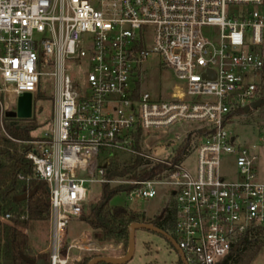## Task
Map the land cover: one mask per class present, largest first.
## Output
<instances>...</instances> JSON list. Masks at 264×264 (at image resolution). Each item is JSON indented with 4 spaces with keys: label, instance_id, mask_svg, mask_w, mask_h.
I'll return each instance as SVG.
<instances>
[{
    "label": "built area",
    "instance_id": "1",
    "mask_svg": "<svg viewBox=\"0 0 264 264\" xmlns=\"http://www.w3.org/2000/svg\"><path fill=\"white\" fill-rule=\"evenodd\" d=\"M206 29H218V38ZM153 56L177 80L169 95L143 89V67ZM262 71L264 0H0L2 130L20 126L8 117L20 98L38 94L44 82L53 90L49 130L27 155L49 187L50 264H70L72 250H94L80 242L65 247L93 185L129 187L130 201L165 190L176 212L171 236L189 264H223L263 229L259 155L229 130L263 99L255 82ZM185 125L193 129L177 136L176 151L190 135L200 138L180 162L176 153H149V134ZM117 153L128 165L141 157L162 173L112 179ZM225 161L238 179L227 180Z\"/></svg>",
    "mask_w": 264,
    "mask_h": 264
},
{
    "label": "trees",
    "instance_id": "2",
    "mask_svg": "<svg viewBox=\"0 0 264 264\" xmlns=\"http://www.w3.org/2000/svg\"><path fill=\"white\" fill-rule=\"evenodd\" d=\"M261 87H264V79ZM262 98L264 99V93ZM32 118L29 120H34V112ZM35 129L34 126H12L7 123L2 130L0 126V264H33L39 260L50 264V256L37 255L32 248L30 236L26 233L37 224L50 222L49 187L35 177L33 165L27 159V155L32 149L30 143L35 141L31 136ZM141 136L142 134L139 133L138 138ZM199 138V134L190 135L186 144L176 151L173 160L177 163L180 162L189 150L193 139ZM137 149L141 150L138 144ZM123 166L112 163L109 168L110 178L152 179L162 173L161 166L153 165L152 162L145 161L141 157L133 158L131 164H123ZM129 191L130 188L125 186L102 187L100 202L82 221L90 227L92 238L97 244L122 246L124 257L129 252V229L132 225H153L172 235L176 218L173 202L169 203L164 215L155 220L146 219L145 216L137 214L127 207L112 208L110 206V202L115 196ZM83 215H85V209ZM7 216H9L8 220ZM263 232L262 229L256 231L252 238L255 239ZM251 239L246 240L241 248L223 264H251L263 246L254 243ZM168 245L175 249L169 241ZM146 248H148L147 245ZM99 257L106 256L83 259L79 264H89ZM178 264H184L180 257Z\"/></svg>",
    "mask_w": 264,
    "mask_h": 264
},
{
    "label": "rangeland",
    "instance_id": "3",
    "mask_svg": "<svg viewBox=\"0 0 264 264\" xmlns=\"http://www.w3.org/2000/svg\"><path fill=\"white\" fill-rule=\"evenodd\" d=\"M204 32L212 38H218L220 34L218 29H206ZM159 62V57L153 56L143 67V89L151 93L154 97H158L161 94L169 95L173 87L177 84L172 70L161 66V64H158ZM263 79L264 71L257 74L255 82L262 85ZM261 89L263 94L264 87ZM52 95L53 90L49 83L46 84L44 82L38 94L33 95L34 120H20V126H34L36 128L35 131L31 133L35 141L43 138L49 130L51 114L53 113ZM14 119H16V117ZM9 122L11 123V121ZM191 129H193V126L185 125L149 134L151 140V149H149V153L158 159L173 158L176 149L179 147L176 141L177 136L184 138L186 132ZM229 130L232 136L236 138L237 144L248 149L254 146L256 147V152L260 158L258 166L259 181L264 182V144L261 142L264 136V105L257 110L252 109L249 118L239 119L238 123ZM117 155H119V157L114 159V163L120 164L122 167H124L123 164H128V158L121 156L119 153H117ZM194 161L195 157L192 163H194ZM223 173L229 181L236 178L238 179L237 168L229 161L224 162ZM89 191V201L85 206L84 218L74 220L69 225V243L77 241L84 242L91 235L90 227L82 221L90 215L92 209L100 202L102 188L100 185H93L89 187ZM169 201V195L165 190H161L159 196L151 201H142L138 199L130 201L126 194L122 193L111 200L110 206L112 208L127 207L133 212L145 216L146 219L155 220L164 215L165 209L169 206ZM49 227V223H41L37 225L38 230L33 229L31 239L34 242V246L39 245L40 247H45L47 245ZM262 230H264V228ZM91 239L96 243L93 238ZM251 241L264 246V232L255 239L252 238ZM146 245L148 248H146ZM98 246V248H94V250L89 252L83 259H91L96 256H106L114 260H122L125 258L122 253V246H115L113 244H98ZM178 260V252L168 245V241H166L164 237L150 231L138 230L135 235L134 255L127 264H178ZM252 264H264V248L260 250Z\"/></svg>",
    "mask_w": 264,
    "mask_h": 264
},
{
    "label": "water",
    "instance_id": "4",
    "mask_svg": "<svg viewBox=\"0 0 264 264\" xmlns=\"http://www.w3.org/2000/svg\"><path fill=\"white\" fill-rule=\"evenodd\" d=\"M263 105H264V99L254 103L251 108L253 110H257L260 107H262ZM249 111H250V108H247L246 112H249ZM32 116H33V97L31 94H26L25 96H23L22 98L19 99L17 112H15V113L13 112V113L8 114V117L11 119L12 118L14 119L16 117V118L21 119V120H29L32 118ZM138 230H146V231H150V232L161 235L162 237H164L166 240H168L169 242H171L173 244L176 251L178 252L179 257L183 261V263L189 264L187 262L185 256H184V254L179 249L177 243L175 242V240L172 238V236L170 234L156 228L153 225H148V224H134L130 227V229H129V233H130L129 252L124 259L114 260L113 258H110V257H99V258L92 260L89 264H127L128 262H130L131 259L133 258V255H134L135 235H136V232ZM243 243L244 242L241 241L239 243V246H242ZM33 264H46V262L44 260H39V261L33 262Z\"/></svg>",
    "mask_w": 264,
    "mask_h": 264
},
{
    "label": "crops",
    "instance_id": "5",
    "mask_svg": "<svg viewBox=\"0 0 264 264\" xmlns=\"http://www.w3.org/2000/svg\"><path fill=\"white\" fill-rule=\"evenodd\" d=\"M49 224H50L49 236L47 238V245L45 247H40L39 245L34 246V242L31 239V234H32L33 229L34 230H38L37 229V225H39V224H37L36 226L32 227L30 230L26 231V233L30 236L32 248L37 253V255H48V256L51 257V254H52V248H51L52 225H51V221L49 222ZM68 229H69V227H68ZM91 238H92V233H91L90 237L86 239V241H84V242L77 241V242L86 244L90 249L98 248L99 247L98 244L94 243ZM65 241H66L65 242V247L69 246L71 244V243H69V240H68V230H67L66 235H65ZM262 248H264V246H262ZM89 252H92V251L80 252L78 250H72L69 253L70 264H79L82 261V259L87 256V254ZM61 255H62V258H65L67 256V252L65 250H63Z\"/></svg>",
    "mask_w": 264,
    "mask_h": 264
}]
</instances>
